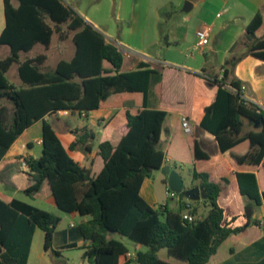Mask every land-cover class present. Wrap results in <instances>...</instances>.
<instances>
[{
	"label": "trees",
	"instance_id": "obj_1",
	"mask_svg": "<svg viewBox=\"0 0 264 264\" xmlns=\"http://www.w3.org/2000/svg\"><path fill=\"white\" fill-rule=\"evenodd\" d=\"M3 0L5 28L0 36V46L11 49V56L0 60V162L16 140L38 121H42V154L38 159L27 158L33 184L25 190L27 195L37 194L44 183L57 207L66 213L91 216L77 227L83 241L64 248L85 249L84 258L93 264H131L130 251L121 241L109 239L108 233H117L146 247L139 251L137 264H173L158 256L162 249L187 264H207L220 246L233 235L244 232L250 225L247 215H236L219 204L221 183L208 173L193 170L194 180H200L210 210L195 222L183 219L186 210L197 216L198 207L191 206L184 193L180 207L173 211L168 204L154 208L141 196L144 181L153 172L163 168L165 153L161 148V134L168 116L166 110L148 107L150 78L161 76L155 86V95L162 96L163 69H152L149 63L140 62L134 71L123 72L124 56L119 48L107 42L105 36L88 23L63 0ZM67 25L73 32L75 54L71 60L61 59L53 70L44 71L46 54L19 63L20 53L30 52L36 45L49 50L55 29ZM263 25V16L257 13L246 27L253 41L249 54L264 61V37L257 38ZM107 62L111 68H105ZM19 63V77L24 84L17 88L6 74L13 64ZM236 60L227 65L235 64ZM223 80L215 101L205 108L201 126L217 139L223 152L246 139L251 150L244 156H235L239 163L259 164L264 160V113L255 106L239 102V96L227 86L240 89L235 80ZM133 101L113 121L124 122L127 132L117 145L104 141L98 146L97 156L102 167L97 170L81 167L64 148L46 116L58 111L88 112L101 108H122ZM259 122L260 131L242 135L244 120ZM92 134L84 133L71 145L75 151L83 147L88 153L94 147L87 144ZM194 157L209 159L196 144ZM240 192L257 205L264 204V189L258 175L239 173ZM167 182V177H165ZM262 183V187H263ZM62 218L34 205L13 199L10 203L0 198V264H29V256L36 230L44 232V248L52 249L56 230ZM257 264H264V258Z\"/></svg>",
	"mask_w": 264,
	"mask_h": 264
},
{
	"label": "crops",
	"instance_id": "obj_2",
	"mask_svg": "<svg viewBox=\"0 0 264 264\" xmlns=\"http://www.w3.org/2000/svg\"><path fill=\"white\" fill-rule=\"evenodd\" d=\"M201 1L207 2L208 0ZM213 2L216 3L215 7L218 8L217 10H221L220 13H216L211 21L209 17H203L200 26L196 29L197 32L204 27H210V42L203 48H194L191 54L186 55L184 61H178L170 57L166 58L164 63L160 66L155 65L157 60L154 59L149 51L154 43L149 46L150 48L145 46L150 19L149 8L144 16L143 30L140 31L139 28L136 27L132 30L133 34L141 38L139 51L143 53L137 54L136 56L130 53L126 55V52L122 48H128L124 47L123 44L128 47H132V45L122 40L120 41L121 44L115 43L114 45L119 48L124 56L123 72L136 70L140 62L149 63L152 69H163L161 99H158L155 95V86L161 79L160 75L153 74L151 76L148 92V107L151 109L166 110L168 112L167 118H173L172 125L166 128L165 120L162 129L160 146L165 153V163L163 167L167 166L175 169L184 182L183 172L188 169L189 183L186 190H191L196 187L200 188L199 185L201 181L193 179V170L208 173L213 181L221 183V194L218 201L222 207L230 209L236 215H244L246 214L245 210L250 209V219L253 217L255 218L254 225L251 223L244 232L233 235L226 240L231 241L232 239L235 241L231 246L230 256L226 258L227 260H223L222 263L257 264L264 258V204L257 205L254 201L241 194L237 175L239 173H253L258 175V180L261 185L260 191L262 192L264 189V186L262 187V183L264 185V160L259 164L239 163L235 159V156H244L251 150L250 139H246L230 150L223 152L216 137L201 126V120L205 115V108L210 106L216 99L219 84L215 83L214 80L217 79L218 82L223 80L221 77L224 75L225 70L229 73L226 83H230L232 80L239 82L241 86L246 87L244 95L250 99L252 103H264V61L249 54V46L253 38L248 37L246 33V27L259 12L263 16V25L257 32L256 37H264V0H235V5L232 4L230 0H212L210 3ZM13 5L18 7L19 2L14 0ZM196 5L197 3H193V8ZM207 5L210 4H206V6ZM206 6L205 8L207 9L208 7ZM213 8L209 11L214 15ZM245 9L248 19L243 21L242 19L245 18ZM77 13L88 23L92 24L94 27L96 26L88 16L81 14L79 11ZM3 16L4 21L0 27V36L6 25L4 3ZM139 20L140 19L137 18L135 22L139 24ZM102 34L105 36V33ZM105 38L107 42L113 44L110 38L106 36ZM173 44L178 45V42ZM173 44L169 43L166 49H176V45L173 46ZM5 46L6 45L0 47ZM11 54L10 49V56ZM22 54H24V52L20 53V64L27 59L35 58ZM74 54L75 50L68 58L62 59L71 60ZM60 60L61 59H59L57 63ZM232 60H236V63L227 65V63ZM19 63H15L18 69ZM104 66L108 69L111 68V65L107 62L104 63ZM42 69L44 70V64L42 65ZM23 87L24 84L21 81L20 86L17 88ZM133 106L134 102L128 101L119 109L101 108L85 112V117H82L80 112H71L70 115L65 116L69 119L64 122H60V120L52 116H46L45 120L52 124L64 148L81 167L88 169L92 166H96L97 170H100L103 163L97 156L99 144L104 141H111L114 145H117L120 142L127 132V127L124 122L115 124L113 120L120 113L125 111V109L132 108ZM183 117H187L190 120L192 126V133L190 135L185 134L182 128ZM52 118L53 120L56 119L54 120L56 123H61L58 129L55 128ZM39 123H41V135L30 136L29 132L31 129ZM244 123L242 135L261 130V124L259 122H252L245 119ZM42 125V121H38L32 127L28 128L16 140L0 162V198L7 203L16 199L13 195L14 193L11 192L12 189L14 192L18 193L25 192V190L33 184L30 173L21 168L20 160H26L27 158L38 159L41 156ZM85 132L92 134L94 137L87 141L88 145L94 147V151L89 153V159L85 158L82 153H79L80 151L78 150L82 149L83 151V147L75 151L70 150V145ZM35 144L41 147V153L36 149ZM196 144L199 145L202 152L209 155V159H195L194 152ZM71 153H78L77 159L73 157ZM94 154L96 155L93 156ZM157 172L160 173L159 180L162 185L165 188H169L168 182L165 181L166 176L163 175L160 170ZM154 181L155 180L151 177L144 181L140 191L141 196L154 208H158L161 204H168L170 209L178 211L180 199L175 206H172L166 201L159 202L157 200ZM42 195L46 197L52 196L47 181L44 183L42 190L34 194V198H40ZM201 199H203V197ZM70 214L76 215L78 213ZM198 214L199 210L196 217H198ZM88 220V218H83L80 224L86 223ZM72 226L77 227L78 225ZM252 228L255 230L254 234H250L249 232ZM36 233L37 230L35 234ZM71 243L73 242H66L63 246H68ZM83 243L86 242L80 241V243L77 244L81 246ZM33 246L34 238L29 256V264H31Z\"/></svg>",
	"mask_w": 264,
	"mask_h": 264
},
{
	"label": "rangeland",
	"instance_id": "obj_3",
	"mask_svg": "<svg viewBox=\"0 0 264 264\" xmlns=\"http://www.w3.org/2000/svg\"><path fill=\"white\" fill-rule=\"evenodd\" d=\"M68 6L75 11H79L81 14L88 16L93 22L95 28L101 33H105V36L110 38L113 44H121V40L130 43L132 47L125 46L128 49L122 48L126 55L128 53L142 54L139 51L141 46V38L132 33V30L136 27L140 31L143 30V20L147 9L150 11L149 28L146 35V45L151 48L150 53L154 59L157 60L156 66H160L164 63L166 58H173L178 61H184L186 55L191 54L194 48H197V39L195 37L196 29L201 24V19L209 17L211 21L216 13H220L221 10H217L216 3H210L196 0L193 1L197 5L190 11H185V5L188 0H63ZM235 5V0H230ZM206 4H210L207 5ZM208 7L207 9L205 8ZM214 7V8H213ZM213 8L214 15L210 13V9ZM216 8V9H215ZM244 17L242 20L246 21L248 15L246 9L244 10ZM139 18V24L135 21ZM4 21L3 16V1L0 0V27ZM51 26L55 29L52 45L49 50L41 44L36 45L30 52L22 55H29L30 57H36L40 54H46L47 60L44 63V70H52L59 59L68 58L75 50V44L73 42V32H71L67 25H61L58 29L51 23ZM178 42V45L173 44ZM157 43V44H156ZM169 43L176 45V49L167 50ZM10 56L9 47H0V60L6 59ZM7 78L13 85L20 86V78L18 76V66L13 64L7 73ZM53 118L64 122L68 120V117L63 115H54ZM52 118V122L56 129L60 127L61 123H56ZM173 118L168 117L165 122V127L168 128L172 125ZM30 136L41 135V123L34 126L29 132ZM36 146V144H35ZM36 149L41 153V147L36 146ZM83 156L89 159L90 154L83 150H78ZM78 153H71L73 157L77 159ZM23 160H20V164ZM20 168V167H18ZM22 168V167H21ZM30 172V170L23 169ZM159 172L155 171L151 175V178L155 180L156 198L159 202L166 201L172 206L180 199V195L177 193L176 197H167L166 192L168 188H165L159 180ZM184 186L187 188L189 183V171L186 169L183 172ZM14 197L31 205H34L40 209L54 213L62 218V222L58 226L53 242L52 249L46 251L44 248V232L41 229H37V233L34 237V246L32 250L31 264H93L89 259L84 258L85 249L82 248H64V243L83 241L77 227L83 218L90 219L91 216H81L79 214L73 215L60 210L54 201L52 196L46 197L42 195L40 198H34L33 195H27L25 192H14ZM202 198V197H201ZM200 198V199H201ZM191 206H197L199 210L198 217H204L210 210L208 201L205 197L200 202H190ZM163 205V204H161ZM161 205L158 206L161 207ZM179 208V207H178ZM248 209L245 210V213ZM251 223L255 224V218H251ZM72 225H78L73 227ZM250 234H254L253 228L249 231ZM109 239H115L121 241L126 245L130 251V256L133 260L131 264L136 263L137 253L139 251H145L147 248L137 245L136 242L131 239L121 236L117 233H108ZM235 240L226 241L216 256H214L207 264H229L223 262L230 256L231 246ZM86 243L81 244V246ZM158 256L163 259L172 262L173 264H187L184 261L176 259L168 254L166 249H162Z\"/></svg>",
	"mask_w": 264,
	"mask_h": 264
},
{
	"label": "built area",
	"instance_id": "obj_4",
	"mask_svg": "<svg viewBox=\"0 0 264 264\" xmlns=\"http://www.w3.org/2000/svg\"><path fill=\"white\" fill-rule=\"evenodd\" d=\"M210 31H211V28L210 27H204L200 30H198L196 32V39H197V47L198 48H203L205 46H207L210 42ZM223 78V76L221 77ZM227 89L234 93L235 95H238L239 96V102L240 103H243L244 105L246 106H250V105H253L255 106L259 111H261L262 113H264V103H252L250 101V99H248L244 93L246 91V87L245 86H241L240 89H236V88H233L231 86H227ZM70 111L68 110H65V111H58L56 116L58 115H63V116H68L70 115ZM80 115L82 117H85L86 116V113L85 112H81ZM182 128L184 130V133L187 134V135H190L192 133V126H191V123H190V120L187 118V117H183L182 118ZM21 167L22 169H27V170H30L28 164H27V161L26 160H23L22 163H21ZM176 194L175 192L171 191L169 188L166 192V195L167 197H176ZM183 219L184 220H187L189 222H195L197 217L192 215L189 210H186L184 213H183Z\"/></svg>",
	"mask_w": 264,
	"mask_h": 264
},
{
	"label": "water",
	"instance_id": "obj_5",
	"mask_svg": "<svg viewBox=\"0 0 264 264\" xmlns=\"http://www.w3.org/2000/svg\"><path fill=\"white\" fill-rule=\"evenodd\" d=\"M193 1L196 0H188L185 5V11H190L193 8ZM94 154L93 156H95ZM161 173L167 177L168 187L171 191L181 194L184 193L185 196L190 200H199L201 197H204V192L196 187L191 190H186L184 186V181L180 174L170 167H163L161 170ZM247 218L251 217L250 209L246 212Z\"/></svg>",
	"mask_w": 264,
	"mask_h": 264
}]
</instances>
